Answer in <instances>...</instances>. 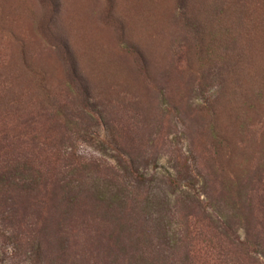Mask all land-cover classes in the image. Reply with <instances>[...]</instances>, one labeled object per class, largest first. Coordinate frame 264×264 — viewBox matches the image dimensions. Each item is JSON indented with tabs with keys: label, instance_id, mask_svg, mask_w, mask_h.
Here are the masks:
<instances>
[{
	"label": "rangeland",
	"instance_id": "1",
	"mask_svg": "<svg viewBox=\"0 0 264 264\" xmlns=\"http://www.w3.org/2000/svg\"><path fill=\"white\" fill-rule=\"evenodd\" d=\"M1 174L0 264H264V0H0Z\"/></svg>",
	"mask_w": 264,
	"mask_h": 264
},
{
	"label": "trees",
	"instance_id": "2",
	"mask_svg": "<svg viewBox=\"0 0 264 264\" xmlns=\"http://www.w3.org/2000/svg\"><path fill=\"white\" fill-rule=\"evenodd\" d=\"M23 188V189H20ZM124 188V190L122 189ZM103 191L99 190L100 196L104 194V200L106 207L109 211L113 212V214H116V219L118 222L123 221L127 216L132 214L130 211V204L127 200V198L131 197V192L128 190L127 187H120L117 186L115 183L107 184L102 188ZM18 192H25L28 193L27 187H19L18 185H14L13 183H9L6 176L2 174L0 175V196L3 197L9 193H18ZM124 193V196L126 198L121 199L120 195ZM128 194V196H127ZM189 208H192L191 206H186ZM134 221V219L132 220ZM135 222L139 224V220L136 219ZM147 220L143 219L142 225H147ZM125 225V223H124ZM136 225V223H135ZM134 223H132V229L134 235H136L135 241V248H133L132 252L126 254V252L123 255H120L121 257H124V259L127 257L130 258V261L133 264H159V260L157 257L161 258L159 255H157L155 252H153L150 248H146L148 246V240H150V235L147 230H150L151 228H142L141 226H135ZM140 225V224H139ZM124 228V226H123ZM126 229V228H125ZM107 259H109V263H116L117 259H113V256H108ZM106 259V260H107ZM111 259H113L111 261ZM126 261V260H125ZM157 261V263L155 262Z\"/></svg>",
	"mask_w": 264,
	"mask_h": 264
}]
</instances>
